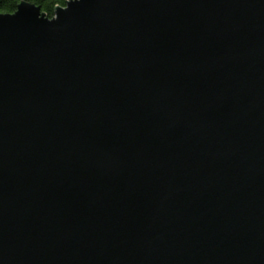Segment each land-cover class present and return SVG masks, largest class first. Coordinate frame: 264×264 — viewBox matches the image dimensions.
I'll return each instance as SVG.
<instances>
[{
	"label": "water",
	"instance_id": "obj_1",
	"mask_svg": "<svg viewBox=\"0 0 264 264\" xmlns=\"http://www.w3.org/2000/svg\"><path fill=\"white\" fill-rule=\"evenodd\" d=\"M0 264H264V0L0 13Z\"/></svg>",
	"mask_w": 264,
	"mask_h": 264
},
{
	"label": "trees",
	"instance_id": "obj_2",
	"mask_svg": "<svg viewBox=\"0 0 264 264\" xmlns=\"http://www.w3.org/2000/svg\"><path fill=\"white\" fill-rule=\"evenodd\" d=\"M72 0H0V13L13 14L22 3H29L41 8L42 14L53 19L57 8H64Z\"/></svg>",
	"mask_w": 264,
	"mask_h": 264
}]
</instances>
